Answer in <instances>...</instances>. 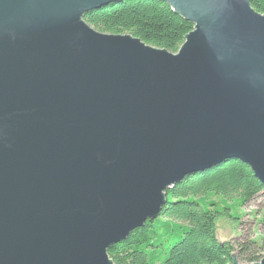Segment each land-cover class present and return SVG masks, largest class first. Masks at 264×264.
Instances as JSON below:
<instances>
[{
  "label": "water",
  "instance_id": "95a60500",
  "mask_svg": "<svg viewBox=\"0 0 264 264\" xmlns=\"http://www.w3.org/2000/svg\"><path fill=\"white\" fill-rule=\"evenodd\" d=\"M121 1L0 0V264H113L165 190L227 158L264 186V15L159 0L193 25L171 54L83 21Z\"/></svg>",
  "mask_w": 264,
  "mask_h": 264
},
{
  "label": "trees",
  "instance_id": "16d2710c",
  "mask_svg": "<svg viewBox=\"0 0 264 264\" xmlns=\"http://www.w3.org/2000/svg\"><path fill=\"white\" fill-rule=\"evenodd\" d=\"M264 15V0H247ZM83 21L108 35L128 34L145 45L177 53L193 25L175 15L159 0H123L88 13ZM263 199L264 186L240 160L224 162L185 177L164 191V203L154 220L131 232L107 255L113 264H254L264 248V215L259 244L244 237L219 241L216 224H239L242 209L255 198Z\"/></svg>",
  "mask_w": 264,
  "mask_h": 264
},
{
  "label": "rangeland",
  "instance_id": "374dc122",
  "mask_svg": "<svg viewBox=\"0 0 264 264\" xmlns=\"http://www.w3.org/2000/svg\"><path fill=\"white\" fill-rule=\"evenodd\" d=\"M242 218L239 224L227 220H219L216 224V235L219 241L232 242L236 239H249L259 244V236L262 231L261 219L264 215L263 199L255 198L242 209ZM259 260L264 259V248H260L256 254Z\"/></svg>",
  "mask_w": 264,
  "mask_h": 264
}]
</instances>
